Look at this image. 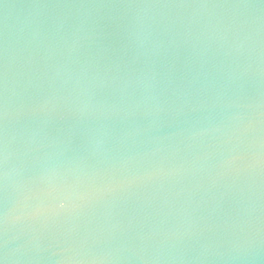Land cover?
I'll list each match as a JSON object with an SVG mask.
<instances>
[{"label":"water","instance_id":"95a60500","mask_svg":"<svg viewBox=\"0 0 264 264\" xmlns=\"http://www.w3.org/2000/svg\"><path fill=\"white\" fill-rule=\"evenodd\" d=\"M0 264H264V0H0Z\"/></svg>","mask_w":264,"mask_h":264},{"label":"snow or ice","instance_id":"6c2138e0","mask_svg":"<svg viewBox=\"0 0 264 264\" xmlns=\"http://www.w3.org/2000/svg\"><path fill=\"white\" fill-rule=\"evenodd\" d=\"M61 206H63V205H61Z\"/></svg>","mask_w":264,"mask_h":264}]
</instances>
